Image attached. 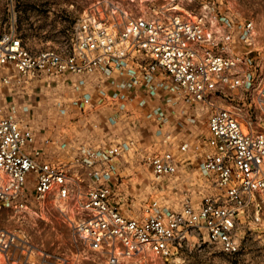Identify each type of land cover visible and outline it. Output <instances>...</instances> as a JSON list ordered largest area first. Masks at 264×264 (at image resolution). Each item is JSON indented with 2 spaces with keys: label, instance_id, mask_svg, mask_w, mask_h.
Wrapping results in <instances>:
<instances>
[{
  "label": "built area",
  "instance_id": "obj_1",
  "mask_svg": "<svg viewBox=\"0 0 264 264\" xmlns=\"http://www.w3.org/2000/svg\"><path fill=\"white\" fill-rule=\"evenodd\" d=\"M0 69L1 86L42 89L57 114L75 110L91 130L89 115L112 110L106 130L67 137L0 106V208L64 225L72 261L171 264L200 233L224 254L239 251L241 219L258 221L264 207V47L253 19L215 0H142L137 11L98 2L77 18L67 49L33 51L2 34ZM135 112L155 130L141 153L147 191L128 200L120 165L135 141L118 125ZM186 124L199 131L192 140ZM194 160L214 191L171 200ZM51 257L0 228V262L70 261Z\"/></svg>",
  "mask_w": 264,
  "mask_h": 264
},
{
  "label": "rangeland",
  "instance_id": "obj_2",
  "mask_svg": "<svg viewBox=\"0 0 264 264\" xmlns=\"http://www.w3.org/2000/svg\"><path fill=\"white\" fill-rule=\"evenodd\" d=\"M216 3L229 14L237 18H251L258 30L259 45L264 47V0H215ZM118 4L125 9L137 11L142 6V0H0V36L12 32L20 36L25 45L33 51L48 47L69 48L74 33V24L77 18L94 3ZM6 72L0 69V74ZM45 96L42 89L30 91L9 90L0 85V106L9 104L18 107L17 115L29 122L39 132L45 134H61L67 137H81L94 134L98 127L107 129L105 123L112 110L102 109L95 117L94 129L78 119L75 110L68 116L55 112L52 99ZM139 111V109H137ZM136 113V112H135ZM77 115V116H75ZM256 114L254 113V116ZM71 119V120H68ZM135 119L134 123L130 120ZM128 121V122H127ZM118 129L126 127L131 131L135 147L125 157L120 165L124 177L121 188V197L128 200L139 199L146 193V185L150 175L142 150H151L154 141L155 127L151 122L140 118L138 113L125 121H120ZM184 132L190 140L199 131L191 124L184 126ZM121 134V131H118ZM136 150V151H135ZM197 160V159H196ZM193 161L189 170L188 179L180 185L177 194H169L171 200L179 198L182 191H186L193 198L198 199L202 194L214 191L209 182L198 172L197 162ZM176 202V201H175ZM177 206L176 203H173ZM0 228L16 229L24 240H27L40 251L53 256H64L69 259L68 264H101L87 259L72 261L68 232L64 225L50 218L43 221L32 215L14 216L10 210L0 208ZM240 248L236 254H224L215 245L207 242L205 235L200 233L197 238L189 237L171 264H264V207L259 213V220L251 217L241 219L238 231ZM0 264H4L0 262ZM5 264H17L11 260Z\"/></svg>",
  "mask_w": 264,
  "mask_h": 264
}]
</instances>
